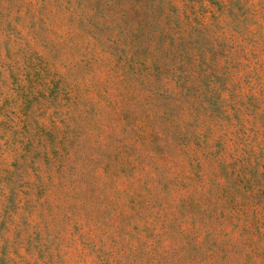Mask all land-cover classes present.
Masks as SVG:
<instances>
[{"label": "rangeland", "instance_id": "1", "mask_svg": "<svg viewBox=\"0 0 264 264\" xmlns=\"http://www.w3.org/2000/svg\"><path fill=\"white\" fill-rule=\"evenodd\" d=\"M0 264H264V0H0Z\"/></svg>", "mask_w": 264, "mask_h": 264}]
</instances>
